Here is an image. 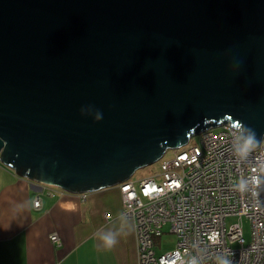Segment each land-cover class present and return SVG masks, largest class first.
Returning a JSON list of instances; mask_svg holds the SVG:
<instances>
[{
	"label": "water",
	"instance_id": "95a60500",
	"mask_svg": "<svg viewBox=\"0 0 264 264\" xmlns=\"http://www.w3.org/2000/svg\"><path fill=\"white\" fill-rule=\"evenodd\" d=\"M264 137V0H0V162L80 194L221 124Z\"/></svg>",
	"mask_w": 264,
	"mask_h": 264
},
{
	"label": "built area",
	"instance_id": "2783aa9c",
	"mask_svg": "<svg viewBox=\"0 0 264 264\" xmlns=\"http://www.w3.org/2000/svg\"><path fill=\"white\" fill-rule=\"evenodd\" d=\"M195 136L199 146L192 142ZM240 139L229 122L207 128L163 154L170 158L158 180L118 184L121 216L134 224L138 264H264V137L257 148ZM41 201L35 197L34 210ZM229 218L249 221L248 243L240 222L227 226ZM167 224L176 246L157 255L156 239ZM49 239L61 245L56 232Z\"/></svg>",
	"mask_w": 264,
	"mask_h": 264
},
{
	"label": "crops",
	"instance_id": "0c3cea01",
	"mask_svg": "<svg viewBox=\"0 0 264 264\" xmlns=\"http://www.w3.org/2000/svg\"><path fill=\"white\" fill-rule=\"evenodd\" d=\"M37 196L40 210L33 209ZM121 213L116 186L82 200L0 165V264H138L134 224Z\"/></svg>",
	"mask_w": 264,
	"mask_h": 264
},
{
	"label": "rangeland",
	"instance_id": "374dc122",
	"mask_svg": "<svg viewBox=\"0 0 264 264\" xmlns=\"http://www.w3.org/2000/svg\"><path fill=\"white\" fill-rule=\"evenodd\" d=\"M192 142L199 146L200 144V136H195L193 137ZM170 158V153H166V155L151 163L142 166L141 168H138L135 173L131 176L133 181H139L141 179L149 178V177H155L158 180V175L161 173V165L164 161H168ZM130 179V178H129ZM118 185H116L117 187ZM90 193V192H87ZM87 193H80L79 196L81 197L82 200H85L87 198ZM72 194V193H68ZM107 217V215H106ZM240 222L241 227H242V232H243V237L245 240V243H248L250 241V232H251V226L249 221L242 219L241 221L237 220L236 218H229L226 220V224L229 227L231 224ZM170 226L169 224L164 226V233L156 239V247H155V253L157 255L165 253L167 251H170L175 248L176 242H177V237L175 234L170 233ZM231 247H238V243H231L229 244Z\"/></svg>",
	"mask_w": 264,
	"mask_h": 264
}]
</instances>
